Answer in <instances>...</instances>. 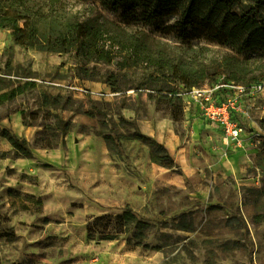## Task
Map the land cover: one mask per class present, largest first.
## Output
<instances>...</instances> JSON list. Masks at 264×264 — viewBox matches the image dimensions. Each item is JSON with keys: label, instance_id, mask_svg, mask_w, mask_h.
<instances>
[{"label": "rangeland", "instance_id": "rangeland-1", "mask_svg": "<svg viewBox=\"0 0 264 264\" xmlns=\"http://www.w3.org/2000/svg\"><path fill=\"white\" fill-rule=\"evenodd\" d=\"M255 5L240 0L234 10L244 14ZM66 11L96 19L119 43L138 34L144 47L175 61L194 57L208 72L201 88L223 84L222 77L212 80L214 68L234 56L228 47L197 40L187 43L190 50L172 28L173 16L144 24L127 7L112 11L74 0L66 1ZM247 57L241 77L264 66V52ZM239 63L232 59V68ZM80 66L91 80L76 77ZM110 73L118 75V93L104 81ZM155 75L145 65L125 72L22 48L0 29V96L14 93L0 98V235H6L0 264H264V217L254 220L264 211V80L259 92L245 82L243 91H220L219 100L236 99L235 119L247 136L236 148L183 98L173 120L168 100L154 96L185 88ZM3 131L25 139L31 156L16 153ZM135 133L162 144L175 167L152 163ZM126 209L147 224L148 249L129 243L131 233L113 241L88 238L89 218Z\"/></svg>", "mask_w": 264, "mask_h": 264}, {"label": "trees", "instance_id": "trees-1", "mask_svg": "<svg viewBox=\"0 0 264 264\" xmlns=\"http://www.w3.org/2000/svg\"><path fill=\"white\" fill-rule=\"evenodd\" d=\"M68 0H0V29L10 32L13 43L22 48H33L41 52L56 54H72L78 61L85 63H103L114 66L117 70L129 72L145 65L156 74L157 80L163 84L182 86L184 90L199 87L208 79L205 66L196 63L194 57L190 63L175 61L161 50H152L142 45L139 35L134 34L129 40L119 43L109 36L105 26L92 18H78L66 11ZM76 2L91 1L102 9L115 11L127 7L136 22L151 24L164 17H176L172 28L184 43L192 40L203 41L205 45L228 47L233 55L225 56L214 68L212 80L222 77L223 84L247 83L249 86L262 85L264 66L258 74L241 77L238 69L249 63L248 53L264 52V12H260L264 0H256L254 9L238 14L234 7L240 0H74ZM258 9V10H257ZM200 46L204 51L208 47ZM187 48L193 50L190 44ZM243 56L241 59L240 57ZM240 62V66L232 68L231 61ZM244 66V67H242ZM76 77L91 80L92 75L85 67H78ZM104 81L113 93L121 91L118 75L110 73ZM244 86V85H239ZM182 90V91H184ZM154 98L168 100L173 120L178 114L174 111L179 106L182 112L181 97L178 89H169ZM3 94L2 99L13 96ZM52 98H45L48 102ZM54 101L58 99L54 98ZM2 136L10 143L16 153L30 157L31 151L25 139H19L7 131ZM110 140V137H107ZM132 139L141 141L150 149V161L166 168L175 167V163L166 148L144 136L135 133ZM262 215L254 217L260 222ZM146 223L138 221L136 215L125 210L119 215H105L88 219L86 231L89 239L113 241L121 235H128L129 243L148 249L144 243L143 230ZM6 235H0L3 237Z\"/></svg>", "mask_w": 264, "mask_h": 264}, {"label": "built area", "instance_id": "built-area-1", "mask_svg": "<svg viewBox=\"0 0 264 264\" xmlns=\"http://www.w3.org/2000/svg\"><path fill=\"white\" fill-rule=\"evenodd\" d=\"M223 89L243 91V86L234 84H219L213 87H193L181 91L178 96L187 104L193 106L194 111L203 121L221 130L225 140L236 148L242 147L244 131L235 119L238 112L236 99L232 97L226 100L220 99V91ZM252 91L259 92L262 85L251 87Z\"/></svg>", "mask_w": 264, "mask_h": 264}, {"label": "crops", "instance_id": "crops-1", "mask_svg": "<svg viewBox=\"0 0 264 264\" xmlns=\"http://www.w3.org/2000/svg\"><path fill=\"white\" fill-rule=\"evenodd\" d=\"M201 119V118H200ZM203 121V120H202ZM205 122V121H204ZM206 123V122H205ZM207 125H209V127H211V128H213V129H216V130H219L220 132H221V130L220 129H218V128H215L214 126H212V125H210V124H208V123H206ZM222 133V132H221ZM246 138H247V136H246V134L244 133V135L242 136V141H243V143H242V147H244L245 146V144L247 143L246 142ZM241 147V148H242Z\"/></svg>", "mask_w": 264, "mask_h": 264}]
</instances>
